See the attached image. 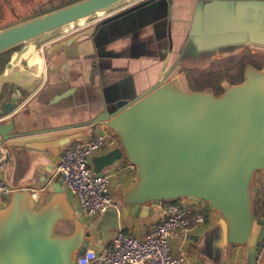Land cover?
Masks as SVG:
<instances>
[{
  "label": "water",
  "instance_id": "95a60500",
  "mask_svg": "<svg viewBox=\"0 0 264 264\" xmlns=\"http://www.w3.org/2000/svg\"><path fill=\"white\" fill-rule=\"evenodd\" d=\"M132 1L74 0L0 27V53L20 45L0 71V119L12 115L42 82L44 74L21 60L31 44L49 42L70 22L110 12L46 50L51 53L87 32L99 53L120 30L128 35L143 15L171 6V0ZM199 46L215 54L240 45ZM96 125L112 131L119 147L95 156L94 172L119 159L135 166V176L118 188L120 205L105 213L113 217L111 227L150 215L162 201L202 200L219 216L221 243L245 247V263L257 264L264 248V218L254 214L251 187L255 171L264 170V68L245 64L242 80L224 84L219 94L207 87L185 90L177 76L161 79L136 96L107 103L87 121L65 127L34 129L25 123L21 128L13 115L0 122V141L8 147H54ZM63 179L56 174L41 205L28 189L13 188L8 200L0 195V264H73L89 245L90 231ZM63 220L72 223L71 232L55 231Z\"/></svg>",
  "mask_w": 264,
  "mask_h": 264
},
{
  "label": "crops",
  "instance_id": "0c3cea01",
  "mask_svg": "<svg viewBox=\"0 0 264 264\" xmlns=\"http://www.w3.org/2000/svg\"><path fill=\"white\" fill-rule=\"evenodd\" d=\"M107 14L110 12L97 17L98 20ZM76 32L41 44L40 49ZM86 33L49 53L48 67L40 85L16 105L12 115L0 122L16 115L21 128L25 123L34 129L79 124L95 116L107 103L116 102L122 96L125 99L136 96L161 79L177 76L175 71L183 66L190 67L195 62L212 61L226 55H241L247 48L254 56L264 53V0H171L170 9L158 8L152 14L143 15L128 35L120 30L113 41L98 49L99 53L90 34ZM205 43L240 46L211 54L209 48H200L199 45ZM93 67L95 72L91 74ZM105 129L103 125L92 126L79 138L91 137ZM65 144L44 148L8 147L5 144L10 154L5 179L14 189H28L35 203L41 205L51 194L50 184L57 174L58 154ZM115 147H119V142L103 147L91 156L93 172L95 156ZM110 166L114 169L110 179L111 192L120 205L118 188L135 176V168L128 167V162L121 159ZM251 193L253 197L260 196L264 210V170L254 173ZM67 195L90 231L89 245L97 250L110 243L114 229L120 227L140 237L163 215V204H159L153 206V211L146 217L118 221L111 227L113 217L110 213L105 214L108 210L95 217H86L77 210L75 198ZM202 207L206 208L204 203ZM257 216L264 218L261 214ZM71 225L68 220L60 221L55 231L68 233L66 229ZM221 231L217 212L209 210L203 224L173 231L169 238L170 248L173 252H185V264H227L234 257L245 259L246 248L225 246L221 243ZM257 264H264V248Z\"/></svg>",
  "mask_w": 264,
  "mask_h": 264
},
{
  "label": "built area",
  "instance_id": "2783aa9c",
  "mask_svg": "<svg viewBox=\"0 0 264 264\" xmlns=\"http://www.w3.org/2000/svg\"><path fill=\"white\" fill-rule=\"evenodd\" d=\"M118 142L117 136L105 129L91 137L67 142L58 154L56 170L64 176V189L75 198L77 210L86 217H95L119 206L110 187L114 169L108 165L95 173L90 165L94 153ZM9 155L8 147L0 141V195L3 200L13 190L4 177ZM128 167L135 168L129 162ZM160 204H163V215L143 236L116 228L108 245L98 250L88 245L77 253L73 264H185V252H173L169 238L175 230L191 229L205 222L200 212L203 203L181 198ZM227 264L242 263L234 257Z\"/></svg>",
  "mask_w": 264,
  "mask_h": 264
},
{
  "label": "rangeland",
  "instance_id": "374dc122",
  "mask_svg": "<svg viewBox=\"0 0 264 264\" xmlns=\"http://www.w3.org/2000/svg\"><path fill=\"white\" fill-rule=\"evenodd\" d=\"M72 1L74 0H0V27ZM99 15L102 14L100 13ZM98 16L87 17L82 19L81 22L77 20L70 25L61 26L57 29L54 37L68 36L70 33L76 32V30H83V27L85 29V27L87 28L91 23L95 22ZM19 46L12 47L0 53V71L3 69L4 63L14 54ZM33 47L43 58V70H40L39 73H44V70L48 67L47 60L49 58V53L46 52L48 47H45L44 50L40 49L41 45L35 46V44H33ZM21 60L24 66L32 70V68L26 64L24 58L21 57ZM247 63H251L256 67H261V64L264 65V53L254 56L249 53V48H247L241 55H226L212 61L195 62V65L190 67L183 66V69L179 68L175 73H178L177 77L179 78L181 87L185 90H200L207 87L210 88L214 94H219L223 90L224 84L237 83L242 80L243 69ZM8 198V196H4V200H8ZM252 198L254 214L256 216L257 214L264 215V210L262 205H260V196H252ZM195 201L204 203L206 206L205 209L203 207L200 209V212L204 216L209 210H212L207 206L205 201ZM109 211L110 210H108V212ZM66 230L68 233L71 232L72 225ZM240 261L242 264H246L245 259H240Z\"/></svg>",
  "mask_w": 264,
  "mask_h": 264
},
{
  "label": "bare ground",
  "instance_id": "6f19581e",
  "mask_svg": "<svg viewBox=\"0 0 264 264\" xmlns=\"http://www.w3.org/2000/svg\"><path fill=\"white\" fill-rule=\"evenodd\" d=\"M79 21L81 22L82 19H80ZM70 24H72V22L66 25ZM22 58H24L26 64L32 68L33 72L39 73L40 70H43V58L40 53H37L34 50L33 44H31L28 49L23 53Z\"/></svg>",
  "mask_w": 264,
  "mask_h": 264
},
{
  "label": "trees",
  "instance_id": "16d2710c",
  "mask_svg": "<svg viewBox=\"0 0 264 264\" xmlns=\"http://www.w3.org/2000/svg\"><path fill=\"white\" fill-rule=\"evenodd\" d=\"M166 201H162L161 203H165Z\"/></svg>",
  "mask_w": 264,
  "mask_h": 264
},
{
  "label": "flooded vegetation",
  "instance_id": "af4514ba",
  "mask_svg": "<svg viewBox=\"0 0 264 264\" xmlns=\"http://www.w3.org/2000/svg\"><path fill=\"white\" fill-rule=\"evenodd\" d=\"M256 67V66H255ZM257 68H259V67H257Z\"/></svg>",
  "mask_w": 264,
  "mask_h": 264
}]
</instances>
